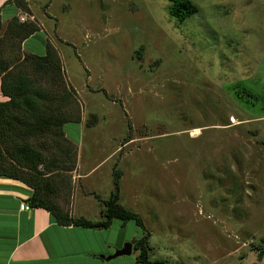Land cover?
Returning <instances> with one entry per match:
<instances>
[{
    "label": "rangeland",
    "instance_id": "rangeland-1",
    "mask_svg": "<svg viewBox=\"0 0 264 264\" xmlns=\"http://www.w3.org/2000/svg\"><path fill=\"white\" fill-rule=\"evenodd\" d=\"M25 1L18 21L39 31L21 42L12 17L1 21L0 60L50 44L59 79L22 61L15 72L57 92L56 107L70 92L62 110L76 120L25 141L42 154L40 179L27 176L41 196L76 218L90 198L85 217L100 221L119 170V203L141 216L151 262L264 264V0H193L183 23L168 0ZM113 222L100 233L110 243L146 234ZM139 253L110 264H139Z\"/></svg>",
    "mask_w": 264,
    "mask_h": 264
},
{
    "label": "trees",
    "instance_id": "trees-1",
    "mask_svg": "<svg viewBox=\"0 0 264 264\" xmlns=\"http://www.w3.org/2000/svg\"><path fill=\"white\" fill-rule=\"evenodd\" d=\"M169 15L183 23L191 16L195 15L199 8L193 0H168ZM11 7L10 31L15 37H19L21 42L35 35L39 30L33 24L19 23L16 13L28 11V5L25 0H7L2 8ZM1 8V9H2ZM0 18V26H1ZM22 63H32L41 72L42 75L57 73L60 78L61 65L55 51L47 44L46 54L39 56L37 54H27ZM7 63L0 60V81L1 91L4 96L9 97L6 102L0 103V177L12 178L22 181L32 189L29 203L34 208L47 209L55 216L61 225H74L92 230L109 229L114 220H120L124 224L134 221L139 227L145 230L146 234L140 240L133 242V248L139 250L137 257L139 264H164L162 261L151 262L148 258L149 238L141 216L135 212L127 210L119 203L120 199V176L121 171L115 172V192L108 200H104L105 210L102 213L104 219L92 221L84 217H73L66 213H61L54 208L50 202L41 196V189L36 184L28 180L27 176L40 179L41 174L38 172L42 162V154L30 145L25 143L26 140L38 139L47 129H57L58 133L64 132L63 127L67 123L76 122L73 114L69 111L63 112L62 106L70 103L71 93L66 91L61 97L62 103L57 107L54 105V98L57 92L37 86L35 80L25 74L22 70L17 74L16 66L21 62ZM60 87L63 86L62 79L59 81ZM64 90H66L64 88ZM59 91V90H58ZM19 128L14 124H21ZM12 139V140H10ZM20 141L21 144H9L11 141ZM13 141V142H14ZM37 141V140H36ZM16 145V146H15ZM11 155L9 163H3V155ZM3 164V165H2ZM258 261L264 258V246H257Z\"/></svg>",
    "mask_w": 264,
    "mask_h": 264
},
{
    "label": "crops",
    "instance_id": "crops-1",
    "mask_svg": "<svg viewBox=\"0 0 264 264\" xmlns=\"http://www.w3.org/2000/svg\"><path fill=\"white\" fill-rule=\"evenodd\" d=\"M6 1L0 0L1 21L10 17V13L4 16L6 7L11 11L10 6L2 8ZM7 99L0 81V102ZM31 192L22 181L0 177V264H110L113 259L107 261L102 256H111L125 245L121 232L111 243L100 234L112 226L92 230L61 225L47 209L30 205ZM89 201L90 198L83 201L81 216L84 218ZM22 204L29 205L31 210H21ZM68 210L76 217L74 211Z\"/></svg>",
    "mask_w": 264,
    "mask_h": 264
},
{
    "label": "water",
    "instance_id": "water-1",
    "mask_svg": "<svg viewBox=\"0 0 264 264\" xmlns=\"http://www.w3.org/2000/svg\"><path fill=\"white\" fill-rule=\"evenodd\" d=\"M133 251V244L132 243H126L123 248L116 250V252L108 257L102 256L105 260L109 261L112 259H115L120 256H129L132 254Z\"/></svg>",
    "mask_w": 264,
    "mask_h": 264
},
{
    "label": "built area",
    "instance_id": "built-area-1",
    "mask_svg": "<svg viewBox=\"0 0 264 264\" xmlns=\"http://www.w3.org/2000/svg\"><path fill=\"white\" fill-rule=\"evenodd\" d=\"M20 208H21V210H26V211L31 210V207L27 204H22Z\"/></svg>",
    "mask_w": 264,
    "mask_h": 264
}]
</instances>
